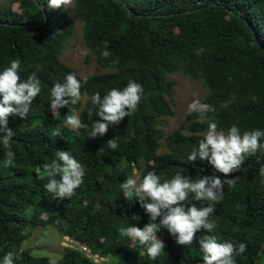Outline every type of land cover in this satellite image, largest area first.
Here are the masks:
<instances>
[{"label":"trees","instance_id":"trees-1","mask_svg":"<svg viewBox=\"0 0 264 264\" xmlns=\"http://www.w3.org/2000/svg\"><path fill=\"white\" fill-rule=\"evenodd\" d=\"M17 1L20 13L0 3V71L10 60L20 59L21 79L36 72L41 93L26 118L8 119L15 132L10 141L16 154L12 166H5L0 148V264L8 252L14 253L15 264H49L50 258L21 248L28 238L25 231L43 225L57 226L64 237L89 249L88 254L67 250L62 264H96L94 256L109 258L111 264H203L199 239L206 235L237 247L245 243L247 250L236 257L237 264H264V176L259 174L264 151L247 157L239 171L225 177L199 157L187 160L207 130L208 121L199 120L198 113L189 116L194 135H165L160 127L162 117L174 115L167 100L174 83L168 76L182 71L203 82L208 91L203 103L215 108L207 117L217 122L218 130L227 133L236 124L241 132L264 131V0H74L88 57L110 71L86 80L60 60L76 27L67 8L50 9L48 0ZM105 41L108 58L101 54ZM69 73L76 74L86 96L84 105L81 99L74 107L89 130L100 119L90 99L96 92L103 97L134 80L144 94L131 116L110 125L103 137L91 139L86 129L63 127L70 105L59 110L58 119L49 111L51 88ZM114 137L116 150L106 144ZM163 139L167 151L160 154ZM57 150L69 151L85 169L83 184L62 201L43 187L47 178L39 179L43 164H50ZM135 168L142 169V177L155 171L162 181L177 172L193 180L198 175L239 179L232 187L224 186L222 200L214 205V232L200 231L191 245L183 246L162 229L157 235L165 249L152 260L138 242L119 232L150 222L139 199L128 201L120 187Z\"/></svg>","mask_w":264,"mask_h":264},{"label":"clouds","instance_id":"clouds-1","mask_svg":"<svg viewBox=\"0 0 264 264\" xmlns=\"http://www.w3.org/2000/svg\"><path fill=\"white\" fill-rule=\"evenodd\" d=\"M72 2L73 0H48V7L54 10L65 9ZM101 54L104 58L111 55L107 41L104 42ZM21 63L20 59H12L9 66L0 71V133H3L0 135V148L5 151V166H12L16 159L10 143L15 132L8 127V119L13 115L26 118L33 101L41 93V82L36 72L26 80L21 79ZM113 63H118V58ZM81 88L76 74H67L63 82H56L51 88L49 111L54 119H58L59 110L70 105V114L64 116V125L73 131L88 130L91 139L103 137L110 125L116 126L125 117L131 116L144 94L142 85L134 80H129L123 89H111L103 97L96 92L90 99L95 116L100 119L94 120L89 130L74 107L82 99ZM189 110L198 113L199 120L208 121L206 134L199 140L198 147L187 156L189 162H195L199 157L200 160L207 161L216 172L229 177L241 169L247 157L264 151V143L261 142L264 131L256 129L241 132L233 124L225 133L218 130L217 122L208 120L207 113L215 111L212 106L195 100L189 104ZM92 115L93 109H90V119ZM106 144L108 148L116 150L119 146L118 137L109 139ZM42 168L43 173L39 175V179L47 178L48 182L43 187L55 200L71 198L84 182V166L69 151L57 150L55 159L50 164H43ZM259 174L264 176V165L260 167ZM238 179L239 177L221 180L216 175H198L193 180L177 172L171 179L162 181L155 171H148L142 178L133 173L120 185L123 196L128 201L138 198L140 206L150 217V222L143 228L136 225L121 227L120 235L138 242L152 260H156L165 249L164 242L157 235L162 229H166L179 245H191L198 232L215 231L217 225L210 220L215 211L214 205L222 200L224 186L232 187ZM200 202H206L207 206H198ZM87 203L84 201L85 206ZM199 245L203 264H237L236 257L247 250V245L243 242L237 247L228 241L220 242L215 235L199 239ZM260 255L264 257V253ZM2 264H15L14 253L8 252L3 257ZM49 264H57V261L50 258Z\"/></svg>","mask_w":264,"mask_h":264},{"label":"rangeland","instance_id":"rangeland-1","mask_svg":"<svg viewBox=\"0 0 264 264\" xmlns=\"http://www.w3.org/2000/svg\"><path fill=\"white\" fill-rule=\"evenodd\" d=\"M0 3L9 4L15 12H21L17 0H10L9 2L0 0ZM67 10L71 17L76 21V27L73 37L67 43L62 52L60 57L61 62L84 80L96 74L110 72L109 70L100 68L93 57H88V51L83 40L82 27L75 16L76 10L74 0L72 5L67 7ZM168 80L174 83L173 96L172 98H167L172 106L174 115L171 117H162L160 119V127L165 135H169L173 131H180L185 135H194L195 133L189 130V127L192 124L189 116L195 112L189 110V104L195 100H199L203 103L208 95V91L201 80H192L184 75L182 71H178L168 76ZM85 102L86 96H83V105ZM63 127L68 128L65 125ZM205 134L206 131L200 133V135L203 136ZM166 151V141L163 139L161 141L159 153L162 154ZM133 173H135L137 177L142 178V169L135 168ZM41 219L45 222L47 216L42 214ZM25 232L28 235V238L22 244L21 248L29 251L37 257L55 259L57 264H62L67 256V250L69 249L84 251L86 254L89 253V251L84 250L83 247L79 246L76 242L70 240L68 237H64L57 226L43 225L35 228L29 227ZM94 259L96 264H111L109 258L94 256Z\"/></svg>","mask_w":264,"mask_h":264},{"label":"water","instance_id":"water-1","mask_svg":"<svg viewBox=\"0 0 264 264\" xmlns=\"http://www.w3.org/2000/svg\"><path fill=\"white\" fill-rule=\"evenodd\" d=\"M20 26H25V27H29L30 25L27 24H19Z\"/></svg>","mask_w":264,"mask_h":264},{"label":"built area","instance_id":"built-area-1","mask_svg":"<svg viewBox=\"0 0 264 264\" xmlns=\"http://www.w3.org/2000/svg\"><path fill=\"white\" fill-rule=\"evenodd\" d=\"M81 247H83L84 250L89 251V249L87 247H85V246H81Z\"/></svg>","mask_w":264,"mask_h":264}]
</instances>
